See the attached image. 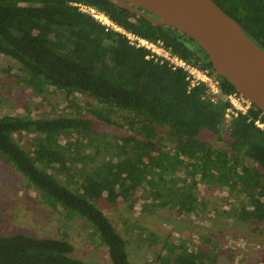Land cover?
Here are the masks:
<instances>
[{
  "label": "trees",
  "instance_id": "trees-1",
  "mask_svg": "<svg viewBox=\"0 0 264 264\" xmlns=\"http://www.w3.org/2000/svg\"><path fill=\"white\" fill-rule=\"evenodd\" d=\"M214 1L264 49V0ZM78 4L216 73L192 39L112 0H0V54L12 61L3 71L16 68L19 82L36 95L51 91L71 103L59 116H0V158L45 204L84 220L108 250L110 264L132 263L128 241L101 204L134 209L143 195L147 212L186 215L198 211L204 185L226 195L227 215L264 223V128L255 124H264V113L253 105L247 115L227 121L224 97L237 92L229 82L216 74L223 86L216 102L205 85L189 90L184 73L147 60L144 48L131 46ZM78 95L87 98L88 110L75 101ZM93 116L119 135L96 129ZM202 130L226 147L202 140ZM25 134L30 139L23 145ZM146 237L150 246L158 241L155 234ZM74 251L65 239L0 235V264H101L78 259ZM218 258L217 245L186 241H166L155 254L160 264H218Z\"/></svg>",
  "mask_w": 264,
  "mask_h": 264
},
{
  "label": "rangeland",
  "instance_id": "rangeland-1",
  "mask_svg": "<svg viewBox=\"0 0 264 264\" xmlns=\"http://www.w3.org/2000/svg\"><path fill=\"white\" fill-rule=\"evenodd\" d=\"M11 63L10 58L0 54V116H19L31 111L35 118H42L64 115L69 111L71 103L63 95L51 91L36 95L33 88L19 82L16 68L10 74L3 71ZM75 99L83 108H90L84 96L78 95ZM91 118L96 129L115 138L119 135L94 116ZM200 138L218 148L226 147V141L219 140L211 132L202 130ZM29 139L30 136L25 134L21 143L27 144ZM26 182L0 158V235L28 234L38 238L65 239L73 244L74 257L91 263L110 264L108 250L84 220L68 219L54 210L28 188ZM201 190V206L198 211L186 215L166 209L147 212L143 195L137 197L134 209H127L125 204L118 205L116 210L107 203L100 207L128 241L132 264H160L155 254L161 252L166 241L171 244L186 241L201 248L217 245L218 264H264V223L238 221L226 214L231 205L224 193L204 185ZM149 233L158 236L157 243L152 246L146 237Z\"/></svg>",
  "mask_w": 264,
  "mask_h": 264
},
{
  "label": "water",
  "instance_id": "water-1",
  "mask_svg": "<svg viewBox=\"0 0 264 264\" xmlns=\"http://www.w3.org/2000/svg\"><path fill=\"white\" fill-rule=\"evenodd\" d=\"M112 1L154 25L192 39L216 74L264 113V49L214 0Z\"/></svg>",
  "mask_w": 264,
  "mask_h": 264
},
{
  "label": "built area",
  "instance_id": "built-area-1",
  "mask_svg": "<svg viewBox=\"0 0 264 264\" xmlns=\"http://www.w3.org/2000/svg\"><path fill=\"white\" fill-rule=\"evenodd\" d=\"M77 6L82 12L91 15L94 19L105 25L108 29H113L123 34L131 46L138 49L144 48L147 51V60H153L161 64H167L168 68L173 72L184 73L189 90L205 85L208 88L209 94L211 95L213 101L216 102L217 98L219 99L222 97V82L216 73L212 72L209 68H202L198 65L191 64L187 60L175 54L171 49L167 48L164 42L161 40L156 42L150 41L132 32L122 29L121 27L117 26L105 13L97 10L96 8L83 4H78ZM224 98L228 103L225 117L227 121L239 116L247 115L253 107V103L238 92L231 93ZM255 124L259 128H264V124L260 120L256 121ZM226 125L228 126V122Z\"/></svg>",
  "mask_w": 264,
  "mask_h": 264
}]
</instances>
